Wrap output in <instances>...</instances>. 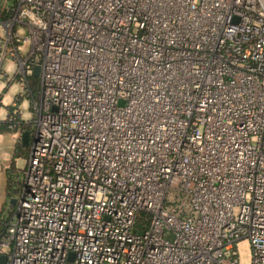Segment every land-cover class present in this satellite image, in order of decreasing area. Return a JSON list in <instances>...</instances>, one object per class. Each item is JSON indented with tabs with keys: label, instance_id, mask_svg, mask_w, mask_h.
<instances>
[{
	"label": "built area",
	"instance_id": "built-area-1",
	"mask_svg": "<svg viewBox=\"0 0 264 264\" xmlns=\"http://www.w3.org/2000/svg\"><path fill=\"white\" fill-rule=\"evenodd\" d=\"M0 12L40 67L0 264H264V0Z\"/></svg>",
	"mask_w": 264,
	"mask_h": 264
},
{
	"label": "rangeland",
	"instance_id": "rangeland-1",
	"mask_svg": "<svg viewBox=\"0 0 264 264\" xmlns=\"http://www.w3.org/2000/svg\"><path fill=\"white\" fill-rule=\"evenodd\" d=\"M3 20L0 19V23ZM18 30H21L23 33V39L27 38V29L25 26L21 27V26H17L14 27ZM10 32V28L7 27L5 28L3 25L0 24V33L6 37L7 33ZM11 44V43H10ZM28 49V46H27ZM28 50L26 52H23V56H20V60L19 62L23 61V57L27 56ZM27 76L24 78V76H22L19 73V76L17 78H15L19 83H22V88L19 89V92L15 95V97H13V100L11 102V104H9L8 106L14 107L13 112L12 113H19L20 118L23 119V121L27 122L29 124V128H30V135H32V132L34 130V120L36 117V112H35V108H34V104L38 102L37 97H33L32 94L30 93V90L28 88V82L26 80ZM7 84V83H6ZM8 85V84H7ZM7 107V106H6ZM5 107V108H6ZM7 112V111H6ZM23 132H14V133H4V138H3V143L2 145H4V149L2 150L1 154L2 156H0V219L3 218H7L8 214H9V210L15 207L14 205L9 204V201L7 200V197L4 196L3 191H4V187H5V174H4V169H5V164L10 163V161H12V152H13V148L15 143L19 140V138H21ZM31 139L29 140V144H30ZM2 142V140H1ZM0 142V143H1ZM4 152L7 153L9 155L10 160L5 159L4 160ZM26 156H22V157H18L15 158V166L19 169V176L15 177V183L12 185V189H13V196L14 198H16L17 196V187H18V180L21 179L22 177V170L21 168L24 166L25 161H26ZM7 168V167H6ZM248 246L245 243H241L238 247V258L240 259V261L242 263H247L249 261V255H248Z\"/></svg>",
	"mask_w": 264,
	"mask_h": 264
},
{
	"label": "trees",
	"instance_id": "trees-1",
	"mask_svg": "<svg viewBox=\"0 0 264 264\" xmlns=\"http://www.w3.org/2000/svg\"><path fill=\"white\" fill-rule=\"evenodd\" d=\"M7 15H5L4 13L0 12V19L4 20L6 18ZM27 82H28V88L30 90V93L32 94L33 97H37L38 94V82L39 79L38 77L31 75H28L26 78ZM7 109V115L6 118L4 120H0V134L3 133H14V132H28V143L26 144L21 138H19V140L15 143L14 148H13V152H12V163L4 169V174H5V191H6V197L7 200L9 201V199L13 196V189H12V185L15 183V177L19 176V169L14 165L13 161L15 158L18 157H22V156H26L28 155V148H29V140L31 139V135H30V128H29V124L25 121H23V119L20 118L19 113H12L14 107L8 106L6 107ZM12 126V128L9 127ZM22 175H23V170H22ZM22 177V176H21ZM21 181L22 178L18 180L17 184V192H19V189L21 187ZM14 208H12L9 210V214L13 211ZM8 214V215H9ZM7 218H3L0 219V232H2L5 228V222L7 221Z\"/></svg>",
	"mask_w": 264,
	"mask_h": 264
},
{
	"label": "crops",
	"instance_id": "crops-1",
	"mask_svg": "<svg viewBox=\"0 0 264 264\" xmlns=\"http://www.w3.org/2000/svg\"><path fill=\"white\" fill-rule=\"evenodd\" d=\"M19 46H21L20 49L16 53H13L12 44H6L5 37L0 33V49L3 52V58L0 63V73H1L0 74V120H4L6 118L8 112H6L7 109L5 107L6 106L8 107V105L11 104L13 97H15V95L19 92V89L22 88L21 87L22 83H19L15 78H17L20 73L18 72L20 56L22 57L23 52L29 50V44L26 41L25 42L21 41ZM25 57H23V59ZM21 75L23 76V74ZM3 138H4V133L0 134V142L2 140V142L0 143V156H2L1 152L4 149V145H2V143L4 142ZM3 156H4L3 157L4 160L5 159L10 160L9 155L7 153L4 152ZM11 163L12 161H10L9 165ZM13 163L15 165V161H13ZM9 165L8 163H6L5 168L8 167ZM24 166L21 168V170H23ZM3 194L4 196H6L5 187Z\"/></svg>",
	"mask_w": 264,
	"mask_h": 264
},
{
	"label": "water",
	"instance_id": "water-1",
	"mask_svg": "<svg viewBox=\"0 0 264 264\" xmlns=\"http://www.w3.org/2000/svg\"><path fill=\"white\" fill-rule=\"evenodd\" d=\"M39 71H40V67H39V65H35V66L33 67L32 75L35 76V77H38V76H39ZM21 139H22L26 144L28 143V132H27V131H25V132L22 133V135H21ZM15 202H16V198L11 197V198L9 199V204L14 205Z\"/></svg>",
	"mask_w": 264,
	"mask_h": 264
}]
</instances>
